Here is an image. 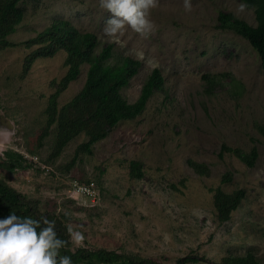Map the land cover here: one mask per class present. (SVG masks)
<instances>
[{
	"label": "rangeland",
	"instance_id": "1",
	"mask_svg": "<svg viewBox=\"0 0 264 264\" xmlns=\"http://www.w3.org/2000/svg\"><path fill=\"white\" fill-rule=\"evenodd\" d=\"M22 18L0 47V160L5 149L22 153L31 165L5 170L4 179L41 213L56 216L70 230L82 231L81 244L174 264L183 255L219 264L223 255L250 253L264 264V71L255 49L243 36L217 26L218 11L254 24L253 7L242 0H159L151 9L157 31L142 39L130 28L124 47L103 33L110 13L99 0H19ZM247 5L243 12L239 5ZM93 32L95 51L111 43L109 62L122 56L136 59L135 73L120 88L133 101L153 68L161 77L139 114L121 119L90 152L75 146L79 132L56 155H50L55 134L52 122L40 140L48 94L65 73V51L35 57L24 70V57L35 46L25 41L56 21ZM144 52V59L136 53ZM158 64V66H156ZM87 64L58 93L60 106L82 86ZM214 75L212 87L201 77ZM208 89H207V88ZM222 144L244 152L255 149L251 165ZM187 159L203 162L195 172ZM136 160L139 176L129 173ZM228 174V178L222 176ZM215 187L241 188L243 196L224 220L213 204ZM70 239V235H69ZM78 245V246H81ZM70 240V247L74 248Z\"/></svg>",
	"mask_w": 264,
	"mask_h": 264
},
{
	"label": "trees",
	"instance_id": "2",
	"mask_svg": "<svg viewBox=\"0 0 264 264\" xmlns=\"http://www.w3.org/2000/svg\"><path fill=\"white\" fill-rule=\"evenodd\" d=\"M19 0H0V47L11 45L6 35L14 30L22 18V10L18 6ZM253 7L254 24L234 16L231 12L218 11L217 26L231 30L244 38L255 49L259 56L260 66L264 71V0H242ZM28 45L35 46L25 55L24 70L35 57L50 55L57 49L65 53L64 63L67 65L65 73L57 81L55 88L46 99L43 109L45 123L40 130L38 140L47 131L48 126L55 122V134L50 155H56L63 145L74 135L83 132L86 138L79 142L73 151L71 164L75 156L81 152H90L93 142L106 135L107 131L121 119H129L141 112L147 97L153 89L160 87L161 77L158 69L153 68L141 85L137 97L126 101L120 94V88L127 84L135 73L139 62L130 57L122 56L118 62L110 63L111 43H104L95 51L97 39L93 32L79 31L64 21H56L43 28L35 35L26 39ZM81 63H86V73L82 86L60 106L56 105L58 93L72 80ZM208 86L212 87L214 75L202 74ZM207 88V87H206ZM208 89V88H207ZM264 133V125L261 126ZM221 150L233 153L246 165H251L255 157V149L244 152L237 147L222 144ZM0 160V166L8 171L26 168L31 161L20 152L5 149ZM188 165L197 173H206L207 166L203 162L187 159ZM129 173L133 176L141 174L138 162L129 161ZM228 174L222 176L228 178ZM243 196L241 188L225 192L215 187L212 193L214 207L219 220L227 218L231 209L235 208ZM13 212L21 217L40 219L46 217L55 221V229L59 238L69 241L66 248L61 249L62 255L71 256L73 264H160L146 257L131 253L117 252L106 248H90L87 246L70 247L69 231L63 222L51 213H41L33 200H27L24 195L0 178V219ZM196 255H183L174 264L186 261H196ZM219 264H260L250 253L244 255H223Z\"/></svg>",
	"mask_w": 264,
	"mask_h": 264
},
{
	"label": "clouds",
	"instance_id": "3",
	"mask_svg": "<svg viewBox=\"0 0 264 264\" xmlns=\"http://www.w3.org/2000/svg\"><path fill=\"white\" fill-rule=\"evenodd\" d=\"M158 4L159 0H99L100 9L110 13L105 21L104 35L121 47L125 46L121 37L129 28L142 39L149 38L157 31L150 12ZM183 6L190 12L191 0H183ZM246 7L241 4L238 11L243 12ZM136 56L143 60L144 52L138 51ZM69 235L77 246L86 238L78 230H70ZM68 243L58 237L55 221L46 217L34 219L9 212L0 219V264H73L71 256L61 254Z\"/></svg>",
	"mask_w": 264,
	"mask_h": 264
}]
</instances>
